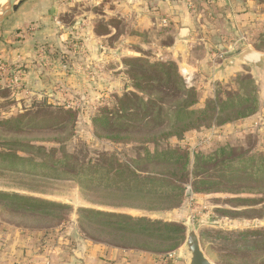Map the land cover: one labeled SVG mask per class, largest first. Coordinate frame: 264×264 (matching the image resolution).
Here are the masks:
<instances>
[{
  "label": "rangeland",
  "instance_id": "1",
  "mask_svg": "<svg viewBox=\"0 0 264 264\" xmlns=\"http://www.w3.org/2000/svg\"><path fill=\"white\" fill-rule=\"evenodd\" d=\"M125 1L28 0L0 28V154L43 162L55 172L40 169L37 174L21 172L26 164L8 168L3 166L7 161L0 160V192L34 196L69 207V220L58 227L55 224L56 210L44 209L47 216H35L24 211L28 209L26 204L20 206L0 199V226L15 227L23 236L31 235L38 252L46 254L59 250L51 242L50 231L58 227V239L63 242L70 239L71 244L74 234L69 228L73 226L71 222L79 226L80 209L89 208L184 224L186 231L182 242L179 240L181 235L173 232L165 234L170 240L157 242L163 244L158 246L165 251L175 247L168 251V255L185 249L188 231L194 230L213 264H224L226 255L240 261H245L243 254H252V258L259 253L264 258V237L242 235L247 231L264 230L263 181H257L253 176L246 179L245 171L222 169V159L201 163L199 171L192 170L189 177L181 175L184 170H181V165L168 164L162 158L135 164L143 159L144 150L154 154L179 148L189 152L193 159L192 148L197 147V151L204 153L214 145L223 144L230 148L231 159L264 153V58L258 67L238 60L239 54L247 49L264 54V0H240L239 10L250 12L248 14L253 17L243 31L235 29L228 16H220V12L210 7L211 22L216 19L213 29H223L222 38L218 31L219 39H214L216 47L221 44L223 48L215 47L207 54L213 58L211 77L220 72L219 77L211 84L199 80L186 83L197 90L202 98L199 104H203L206 99H224L236 94V81L249 80L260 97L258 117L245 128H231L236 122L223 127L217 124L211 128H196L189 137L181 138L174 134L188 123L187 117L179 113L185 98L173 95V89L164 87L156 77L153 89L143 93L136 90L133 83L124 77L129 69L124 60L129 58L113 51L125 33L126 13L121 7ZM42 28L52 31L51 36L37 38L35 33ZM111 29L116 33L109 37ZM97 30L101 32L97 33ZM90 31L98 36H108L102 39L105 47L102 41L100 44L92 43ZM101 48L107 55L101 54ZM191 55L193 60H198L204 53L200 51ZM152 57L172 61L169 56ZM228 59H235L240 64L235 66L230 76L221 74V70L228 68L222 66ZM134 93L143 104L131 97L129 106L125 107L128 109L118 119L112 113L117 99ZM104 109H108L111 117L109 128H130V131H138L135 134L148 136L152 141L147 145L140 142L115 143L108 131L100 130L99 135L96 128L101 127L94 120ZM214 129L220 134L206 144V136H203ZM200 142H204L202 146ZM43 152L53 158L67 154L72 168L62 169L49 164ZM83 165L87 166L84 171L81 170ZM95 165L102 168L122 166L141 177L153 178L159 184L156 186L158 190H167H159L160 193L167 192L169 196L154 203L146 202L156 211L131 209L124 206L145 203L125 199L121 194L116 197L115 192L89 186L84 181L80 184L78 179L53 177L68 172L82 174L85 179L94 177L92 181H95L99 173L94 174L88 169ZM195 181L210 183L195 186ZM175 188L181 190L175 192ZM180 193L184 194L182 204L173 211H164V202L167 203L165 207L170 208ZM45 232L48 234L43 237ZM250 264H264V261Z\"/></svg>",
  "mask_w": 264,
  "mask_h": 264
},
{
  "label": "trees",
  "instance_id": "2",
  "mask_svg": "<svg viewBox=\"0 0 264 264\" xmlns=\"http://www.w3.org/2000/svg\"><path fill=\"white\" fill-rule=\"evenodd\" d=\"M101 31L97 30V33ZM264 38V34H262ZM125 65L129 67L127 72H125L124 77L131 81L136 90L148 91L154 88V81L157 78L158 81L166 87L167 89H173V95H179L184 97L183 107L179 110V113L187 117L186 127L182 130H177L174 134L177 138L189 137L188 135L196 128H211L214 125L219 124L218 127H223L225 124L234 123L231 128H245L248 125L254 123L257 114L260 109V97L256 92L254 84L251 81L243 80L241 82L236 81L238 91L236 94H230L226 98L216 97L215 99L203 100V104H199L201 99L197 94V90L193 87H188L185 80L178 71L176 64L172 61L159 60L153 57H141L135 59H125ZM148 73V74H147ZM153 75V76H151ZM131 97L140 100L138 95L128 94L117 99L118 103L116 108L113 110V114L117 116L118 119L122 118L123 112H126L128 108ZM141 102V100H140ZM141 104H143L141 102ZM119 110L120 113L118 112ZM73 115L74 112H71ZM108 109H104L101 115L95 118V124L101 128H96L99 135L101 131L105 130L110 133L109 137L115 143H125L130 144L133 142H140L141 144L147 145L151 139L148 136H143L135 134L138 131H130V128H109L111 117L108 116ZM112 114V115H113ZM248 121V122H246ZM253 121V122H252ZM101 130V131H100ZM173 136V134H172ZM223 145V144H222ZM212 146L207 149L205 155L199 151L194 152V158L192 159L189 152L182 151L179 148L168 149L163 153H154L144 150L143 159L135 162V164L142 163L141 161H150L156 158H162L168 164L181 165V170L184 169L181 175L184 177L188 176L192 170L200 169L201 163L214 162L215 159L224 160L222 169H238L240 172H246V179L249 177H255L257 181L264 182V153H254L249 154L244 157H238L236 159H231L232 153L228 146ZM46 151V150H44ZM42 155L47 160L49 164H53L62 169L72 168L69 163V156L67 154L60 158H53L49 153L43 152ZM227 155V156H226ZM226 156V157H225ZM1 161H7L4 167L14 168L19 164H26L21 172L35 173L38 171L50 172L53 169L46 166L43 162H34L31 159H21L15 155L11 154H0ZM30 165L32 168H30ZM87 168L86 165L81 166V170L84 171ZM40 169V170H38ZM92 173H99V177L95 181H92L94 177H89L85 179L82 174H69L64 172L53 176L57 179L63 180H73L78 179L80 184L87 183L89 186H94L95 188H100L102 190H108L115 192L114 195L117 197L121 194L125 199H131L134 201H140L142 205L129 204L127 208L139 209L144 211H156L152 206H148L153 201H157L159 198L169 196L167 192L165 194L160 193L161 191H167L163 188L156 187V180L153 178H144L138 175L136 172L129 171L127 168L118 166H109L108 168H102L99 165L91 166L88 168ZM19 170V169H18ZM199 171V170H198ZM248 171H252L253 174L250 175ZM40 173V172H39ZM48 175V174H47ZM263 175V178H261ZM49 176V175H48ZM181 180V177H180ZM210 182L195 181L194 185H201ZM156 184V185H155ZM87 185V186H88ZM168 189V188H166ZM181 189L175 188L173 191L177 192ZM170 194V193H169ZM0 199L7 200L15 205L26 204L24 210L26 213L38 215L47 214L44 209H51L57 211V220L55 224L59 227L63 222L69 220V207L61 203L52 202L49 200H44L41 198H36L34 196H25L18 193H6L0 192ZM184 200V194H179L175 196V201L170 208H166V202L164 211H173L177 209ZM160 201V200H159ZM146 202L148 204L146 205ZM6 207H11L6 205ZM35 207V209H33ZM37 207V208H36ZM168 207V206H167ZM11 209V208H10ZM79 226L81 232L94 244H103L110 249H121L126 251H136L145 252L151 254L157 258V264H164L168 257V251L173 250L175 247H170V250H163L161 246L163 244H157L159 241H168L165 234H170L171 232L177 233L179 240L182 242L183 234L186 231L184 224L177 222H168L162 220H153L148 217L135 218L132 215L116 212H107L89 208L80 209ZM58 227L50 231L52 235L51 242L58 247L63 244V241L58 239ZM247 233V234H246ZM242 235L247 236H263L264 230L257 231H247ZM48 233H44L43 237H46ZM156 245V246H155ZM256 248V247H255ZM225 251V250H224ZM252 254H243L245 261H240L236 258L224 256V264H250L252 262H257L263 260L262 254H255L251 258Z\"/></svg>",
  "mask_w": 264,
  "mask_h": 264
},
{
  "label": "crops",
  "instance_id": "3",
  "mask_svg": "<svg viewBox=\"0 0 264 264\" xmlns=\"http://www.w3.org/2000/svg\"><path fill=\"white\" fill-rule=\"evenodd\" d=\"M239 2L240 0H214L210 6L202 0H126L124 3L119 2L122 3L121 7L126 13L123 23L125 33L122 38L120 37L117 42L119 44H116L117 48L114 47L113 51L129 59L169 56L168 58L176 64L186 83H195L199 80L211 84L212 81L218 79L220 72L218 74L215 72L211 77L210 64L213 58L207 54L215 49L217 43L214 39L222 38L223 29H217L220 33L218 37V31L213 29L212 25L216 19L211 22L213 16L211 17L209 9L210 7L212 10L215 8L221 13L220 16H228L231 25L243 31L253 17L248 14L250 12L239 10ZM93 32L89 36L92 38L93 42H91L100 44L102 41L105 47L103 43L105 40L102 39L108 36H98ZM115 33L116 30L111 29L109 37ZM35 34L37 38L46 37V35L51 36L52 31L42 28ZM220 45H218L219 48H223ZM104 50L101 48V54ZM200 51L204 53L201 59L198 58L201 61L193 60L191 54ZM238 65L240 64L235 62L232 67L221 70V74L233 75L235 71L233 69ZM200 70L205 72L201 73ZM71 223L73 226L69 228L75 234L71 238V244L70 239H66L59 250L54 249L46 254L38 252L39 248L31 240V235L23 236L22 232L15 227L0 226V264H157V258L145 252L110 249L103 244H94L82 236L78 223ZM73 243L75 246L71 247ZM190 261L191 256L185 247L175 254L174 259L164 264H190Z\"/></svg>",
  "mask_w": 264,
  "mask_h": 264
},
{
  "label": "water",
  "instance_id": "4",
  "mask_svg": "<svg viewBox=\"0 0 264 264\" xmlns=\"http://www.w3.org/2000/svg\"><path fill=\"white\" fill-rule=\"evenodd\" d=\"M28 0H8L0 7V28L13 16ZM264 58V54L260 51L247 49L242 51L238 60L246 64L258 67ZM235 59H228L223 62V67H231L235 64ZM186 250L191 256L190 264H213L201 247V242L194 230H189L186 242Z\"/></svg>",
  "mask_w": 264,
  "mask_h": 264
},
{
  "label": "built area",
  "instance_id": "5",
  "mask_svg": "<svg viewBox=\"0 0 264 264\" xmlns=\"http://www.w3.org/2000/svg\"><path fill=\"white\" fill-rule=\"evenodd\" d=\"M202 1L205 4H207L208 6H210L213 3L214 0H202ZM217 134H220V132L215 130V129L211 130L208 134H205L203 137L206 136V141H205L206 144H207V142H209L211 140V138H215L217 136ZM203 143L204 142H202V143L200 142L199 145L202 146ZM192 150H193L192 152L197 151V147L192 148ZM174 257H175V254H169L167 259H166V261L164 263H167L169 260L174 259Z\"/></svg>",
  "mask_w": 264,
  "mask_h": 264
},
{
  "label": "bare ground",
  "instance_id": "6",
  "mask_svg": "<svg viewBox=\"0 0 264 264\" xmlns=\"http://www.w3.org/2000/svg\"><path fill=\"white\" fill-rule=\"evenodd\" d=\"M8 0H0V6H2L3 4H5Z\"/></svg>",
  "mask_w": 264,
  "mask_h": 264
}]
</instances>
